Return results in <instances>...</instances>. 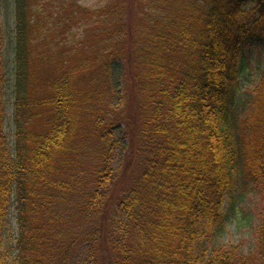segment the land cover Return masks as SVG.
I'll return each mask as SVG.
<instances>
[{"label":"trees","instance_id":"16d2710c","mask_svg":"<svg viewBox=\"0 0 264 264\" xmlns=\"http://www.w3.org/2000/svg\"><path fill=\"white\" fill-rule=\"evenodd\" d=\"M168 1L140 31V0L82 16L0 0V264H264V67L240 104L245 41L264 47L243 7L264 20V0ZM61 28L93 33L40 62L66 49ZM253 186L263 206L244 255L223 238Z\"/></svg>","mask_w":264,"mask_h":264},{"label":"rangeland","instance_id":"374dc122","mask_svg":"<svg viewBox=\"0 0 264 264\" xmlns=\"http://www.w3.org/2000/svg\"><path fill=\"white\" fill-rule=\"evenodd\" d=\"M46 1V0H45ZM111 0H47V3L49 5L48 11H50L53 16L54 14H64L67 13L69 6H77L78 10H80L79 15L82 16L81 8L85 9L83 15L87 13L88 10H95L98 9V7H102L106 5ZM142 1V3H141ZM170 1H161V0H140L138 3L139 5L136 6V15L134 19V26L137 30L141 31V27L144 22H152L154 19L158 17V14L161 12V14H165V11L161 10L160 8L162 6H165L166 8L170 7ZM76 8V7H75ZM244 8V15L246 18H244V30H253L258 32H263L264 28V20L260 16H256L255 12V6L253 4H249ZM69 11V10H68ZM90 14L86 15V18L89 17ZM5 22L8 24H13L14 17L13 13L11 11H8L5 15ZM55 18V17H54ZM56 19V18H55ZM65 28V27H64ZM58 29L54 30V37H58V40H62L66 42V49H55L54 53H50L52 49L49 47V52L47 51V48L41 49V52H43L40 56V59L42 60L40 62H47V61H55L59 59L60 57L65 58L63 54H61V51L65 53L70 54L75 50V47L78 45L77 42L79 40H85L89 37L88 33H93V31L88 32L86 30L85 34L81 30H67V29ZM82 33L80 34V32ZM252 32V31H251ZM8 37L6 40V47H5V57L7 59L8 64L12 62L13 60V31L7 32ZM241 35L245 36V33ZM240 35V36H241ZM255 40V39H254ZM251 39H248L247 46H245L244 55H245V62H246V70L242 76V92L243 96H241L240 104L243 105V103L247 102L248 98L251 95H255L257 93V87L260 84L259 78L261 71L264 67V47L257 43V41H254ZM50 42V41H49ZM92 44L94 41H89ZM50 44V43H49ZM95 44V43H94ZM46 49V50H45ZM247 57V58H246ZM244 62V63H245ZM9 67H12V65L9 64ZM12 78V77H11ZM11 83V82H10ZM125 94H122V101L121 105L118 106V110H121L123 113L127 114L131 110V101H132V93H130V90L124 91ZM11 104V103H10ZM9 104V117L7 121V131L10 133V142L13 141L12 138V131H13V107ZM242 105L240 108H242ZM242 110V109H241ZM257 132V131H256ZM259 133V132H257ZM261 136L263 134H260ZM241 193V192H240ZM263 206L262 202V195L259 189L253 188L247 190L244 193H241V200H239L236 204L235 211L233 214H231L230 220L227 224L226 228V234L223 238V241L225 244H235L239 245L242 248V251L244 255H249L256 251L257 249V237H256V226L260 222V212L261 208ZM15 222V220H13ZM15 227V224H14ZM206 242V241H205Z\"/></svg>","mask_w":264,"mask_h":264}]
</instances>
